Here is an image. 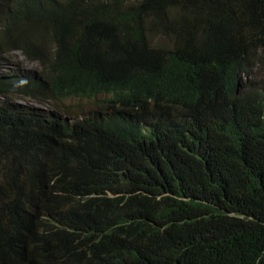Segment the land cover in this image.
Returning <instances> with one entry per match:
<instances>
[{"label": "trees", "instance_id": "16d2710c", "mask_svg": "<svg viewBox=\"0 0 264 264\" xmlns=\"http://www.w3.org/2000/svg\"><path fill=\"white\" fill-rule=\"evenodd\" d=\"M253 67L264 0H0V264H264Z\"/></svg>", "mask_w": 264, "mask_h": 264}, {"label": "clouds", "instance_id": "9594fccd", "mask_svg": "<svg viewBox=\"0 0 264 264\" xmlns=\"http://www.w3.org/2000/svg\"><path fill=\"white\" fill-rule=\"evenodd\" d=\"M162 39H164V40H168V39L165 38V37H161V38H160V40H162ZM157 41H159V40H157ZM18 57H22L23 61L28 62V64H33V63L27 61V60L24 58V56H23L20 52H18V51H13V52L10 54L9 58H8V64H7L5 67H3V68L1 69L2 71L6 72V73L8 74V76H12V75H14V70H16V68L14 67V66H15V65H14V61H15ZM23 61H21V62H23ZM9 69H12V70H9ZM26 72H28V71H26ZM28 73H29V72H28ZM256 77H258V78H256ZM251 79H254V80H257V79L261 80V79H263V80H264V73H258V67H257V68H256V67H253V68H251V69L249 70L248 74H242V75L240 76L239 81H237V85H238L240 82L249 81V80H251ZM74 101H77V102H78V101H79V102H83L82 100H71V101H66V102H64V103L67 104V105H69V109H70V108H78L79 110L84 111V108L87 107V104L84 103V102H83V104H84L83 106L75 107V106L72 105V103H73ZM14 102H16V103H27V104L32 105L33 107H37V108H39V109L42 110V111L46 110V108H47V106H48L47 104H40V103H38V102H36V101H34V100H30V99H16V100H14ZM49 105H50V106H54L55 103H52V104H49Z\"/></svg>", "mask_w": 264, "mask_h": 264}, {"label": "rangeland", "instance_id": "374dc122", "mask_svg": "<svg viewBox=\"0 0 264 264\" xmlns=\"http://www.w3.org/2000/svg\"><path fill=\"white\" fill-rule=\"evenodd\" d=\"M21 61H23L22 57H18L14 61V65H15L14 67L23 70V72H25V71L32 72L35 70V67H36L35 64H28V62H25V61L21 62ZM9 70H12V69H9ZM77 104H79L80 106L84 105L83 102H79V101L78 102L74 101L72 103V105L75 107L77 106Z\"/></svg>", "mask_w": 264, "mask_h": 264}]
</instances>
